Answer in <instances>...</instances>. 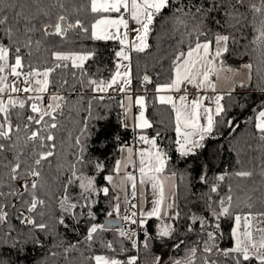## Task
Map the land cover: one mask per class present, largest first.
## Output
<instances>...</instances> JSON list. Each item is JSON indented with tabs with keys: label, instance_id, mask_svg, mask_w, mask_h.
Returning a JSON list of instances; mask_svg holds the SVG:
<instances>
[{
	"label": "trees",
	"instance_id": "trees-1",
	"mask_svg": "<svg viewBox=\"0 0 264 264\" xmlns=\"http://www.w3.org/2000/svg\"><path fill=\"white\" fill-rule=\"evenodd\" d=\"M60 3L64 4L63 9L59 7ZM251 3L260 7V0H245L243 6L236 4V0H169V6L152 25L147 39L149 47L143 52H131L133 93L146 98L145 115L153 125L140 130L130 125L124 127L127 122L125 109L121 107V102L126 105L123 93H98L87 84L89 79L111 78L118 62L115 53L121 47L116 40L91 37V25L98 17L91 13L89 0H0V10H3L0 15L8 17L7 22L0 25V39L9 44L4 28H13L14 43L20 47L26 63L52 66L55 62L52 53L56 51L94 53L84 62L83 76L81 70L73 68L70 62H67L68 68L57 69L52 74L50 92L63 96L66 102L62 114L57 116L59 127L53 133L56 137L54 155L42 161L41 176L26 174L33 166L34 150L48 149L26 142L23 131L14 149L6 148L0 152V192L23 193L19 197L0 198V203L9 205L6 208L9 213L7 222L0 224V264H96L92 258L97 255L119 259L125 264L132 256L138 257L141 264H156V258H159V264H176V261L187 264L191 258L189 249L193 247L198 249L195 264H203L201 258L207 255L203 253V246L208 241V232L215 234L214 243L219 249L234 247L231 232L235 215L264 212V139L261 138L264 134L256 128L259 112L264 109V44L257 40V29L264 15L253 12ZM77 8L79 11H74ZM198 8L202 9L200 13H197ZM17 12L21 15L17 16ZM57 15H67L69 23L81 20L88 31L71 28L64 36L46 35L44 25H54ZM50 31L54 33L53 29ZM217 35L229 37L228 51L221 57L224 66L240 68L243 64H250V79L243 86L237 83L229 91L230 96L229 92L224 94L222 104L226 113L217 117V126L212 136L205 139V146L182 156L175 144L174 110L159 102L156 86L169 82L174 75L173 61L177 53L187 52L189 46L196 43L197 36L202 43L214 41ZM145 75L150 77V82L143 80ZM100 95L105 98L98 99ZM28 115L32 113L25 108L19 121L22 127ZM228 121L232 124L229 125ZM16 122L14 113L13 123ZM85 124L87 134L82 135ZM157 132L160 133L157 143L170 157L165 174L176 177V213L170 221L175 229L172 236L160 238L158 232L163 219L151 217L143 226L124 223L126 231L131 229L136 233V247L131 240L120 238L116 228L110 227L98 232L93 241H87L91 224H104V220L110 217V200L116 191L110 189L107 197L103 193L95 194L92 199L97 202L90 209L83 207L82 190L79 181L73 180V168L77 175L94 176L98 188L107 186L103 177L111 174L115 161L120 159L121 146L134 143L138 133L151 138ZM78 136L85 145L83 164L78 162ZM17 162L21 164L19 172L23 180L10 179L11 168ZM95 162L102 163L104 171L97 172ZM242 171L252 175H237ZM221 175L225 176L223 181L217 179ZM32 180L38 181L36 195L45 203L35 212H28L25 202L31 199ZM69 180L73 182L69 184ZM25 181L29 185L27 191L22 187ZM66 185L72 202H79L72 213H65L60 207ZM213 185L218 186L216 192L211 191ZM229 195L232 196V215L217 220L212 212H219V201ZM88 211H92L94 217L88 216ZM114 216L115 213L111 217ZM193 216L198 218L195 222ZM27 217L48 227L45 230L35 228L25 222ZM61 217L63 224L59 222ZM201 220L207 224L202 225ZM145 234L147 247L144 246ZM108 242L112 243V248L106 247ZM211 258L217 264H232L230 257L219 255L215 250ZM252 264L259 262L252 261Z\"/></svg>",
	"mask_w": 264,
	"mask_h": 264
},
{
	"label": "snow or ice",
	"instance_id": "snow-or-ice-1",
	"mask_svg": "<svg viewBox=\"0 0 264 264\" xmlns=\"http://www.w3.org/2000/svg\"><path fill=\"white\" fill-rule=\"evenodd\" d=\"M245 0H236V4L243 6ZM169 6V0H89V8L91 13L95 14L97 19L91 25V37L96 40H116L120 44V50L115 53L118 58L116 64V71L111 75L109 80H95L89 79L88 86L98 93H107L109 89L120 92H129L131 86V52L145 51L149 45L147 39L152 31V25L156 17ZM59 7L64 8V4L60 3ZM235 7V5H233ZM250 7L253 12L261 13L264 15V0H260V7L255 3H251ZM39 10V9H38ZM3 11V10H0ZM79 11V9H74ZM202 9L198 8L197 13ZM127 13V17L124 15ZM17 16L21 15L20 12L16 13ZM48 15V13H44ZM115 14V15H113ZM6 15H0V25L7 22ZM31 21H29L30 23ZM135 25V26H132ZM81 28L87 32L88 29L84 28L81 20L76 19L74 23H69L67 15H57L56 23L54 25L45 24L43 31L46 35L57 34L64 36L68 29ZM50 29L54 30L50 31ZM31 31V29H28ZM259 35L257 40L264 44V19L260 21V27L257 29ZM130 33H135L134 37L130 39ZM4 36L9 40V44H5L0 39V141H8L6 145L0 142V152H4L6 148L14 149L17 142L20 140V132L25 133V141L32 144H38L40 149L47 148V151H35L33 166L26 175L31 177H40L41 172L39 168L42 161L47 160L54 155L56 147L54 141L56 139L53 134L59 127L57 116L62 114L63 104L66 102L65 98L56 92H50L53 87L51 79L52 74L57 69H66L71 66L81 70L82 76L84 75L83 67L84 62L87 61L94 53H66L56 51L52 53L53 60L55 61L52 66L33 65L26 63L21 55L20 47L14 43L15 32L13 28H4ZM229 37L227 35L215 36V49L213 50V41L207 40L203 43L199 41V36L196 38L194 46L190 45L187 52L180 51L177 53L173 61L174 75L168 83L158 84L156 92H181L178 98L173 95H159L158 100L161 104L170 105L174 110V131L177 139L175 144L177 150L182 156L192 154L195 150L204 147L206 138L211 137L218 123L217 117H221L226 113V109L221 101L224 99L223 94L217 93L214 96L197 95L189 99L186 85H192L198 90H208L217 92V84L213 80L215 76L218 80L221 72H232L230 68H224L222 55L228 51L227 42ZM38 43V42H37ZM128 61L129 63H123ZM251 69L252 65H245ZM123 69V71H121ZM145 82H150V77L145 75L143 77ZM67 83L66 80L63 81ZM243 86V83H241ZM229 96L231 93H227ZM48 97V102L45 103V97ZM104 95H100L98 99L103 100ZM128 104L125 105L121 102V107L125 109V120L131 113L132 97L127 96ZM205 101H210L206 104ZM135 103L139 105L140 111L135 117L134 129L145 130L152 128V122L146 117V98L139 96L136 98ZM27 108L32 115H28L23 121L21 126L20 116L22 111ZM20 110V111H17ZM17 122L13 123V114ZM89 114H91V103H89ZM47 118V119H46ZM231 125L232 121H228ZM124 127H128L125 123ZM87 124L82 129V135L87 134ZM256 128L264 134V110L259 112L258 123ZM160 133L157 132L155 137H149L141 134L138 140L141 144H146L149 147L135 149L133 146L122 145L120 152L121 158L116 160L111 174L103 177L107 181V186L98 188L95 183V177H86L83 174L77 175L76 169L73 168V180L79 181V188L81 197L83 199V207L91 208L97 201L92 199L95 194L103 193L105 197L108 196L110 189L119 190L123 192V204L125 206V215L120 216L121 211V196L116 192L110 200L112 211L108 212V216L116 214L119 221H126L129 224H137L143 226L147 223V219L151 217L162 218L167 215V210L173 207L172 203L167 201L170 197L165 194V183L168 179L164 176L165 169L170 157L167 152L157 143V137ZM264 139V135L261 137ZM52 142V143H49ZM76 143L80 145V155L78 162L85 163L83 153L85 145L81 143V137H76ZM138 155L139 161L135 157ZM19 157L17 156V161ZM94 167L97 172L104 171V165L100 162H95ZM137 168L139 170V177L137 178L129 168ZM21 164L19 162L11 168L10 179L17 180L24 179L20 175ZM239 176L248 177L252 173L242 171L237 173ZM203 179V177H202ZM220 181L225 179L224 175L217 178ZM69 180V184L73 182ZM137 182L141 187V196H143V188L150 184L156 198L152 202V207L149 211L145 212L142 207L138 209L137 204L131 203L128 195V186L131 187V197L137 195ZM25 191L28 190L29 185L27 181L22 184ZM38 188V181H31V196L30 201H26L27 211L35 212L38 206L44 205L45 201L36 195ZM218 186L213 185L212 192L217 191ZM23 193L19 191H12L7 194L0 192V198L7 196H22ZM79 202H72L71 198L67 195V185L65 186V195L60 201V207L65 213H72L78 206ZM14 206V205H13ZM9 207L7 203H0V224L7 222L9 213L6 208ZM251 207V206H249ZM220 211L213 210V216L219 220L221 216H231L232 196L222 198L219 201ZM87 215L94 217L92 211H88ZM179 214L177 213V216ZM139 216V219L137 217ZM198 218L193 216L192 220L195 222ZM235 227L232 229L231 235L235 238V245L232 248L221 250L214 243L215 234L208 232V241L204 242L203 253L201 259L203 264H217V261L211 258L214 250L217 254L225 257H230L232 264H252V261H258L259 264H264V227L259 225L264 224V212L253 213L249 211L246 215H235ZM243 221V225L242 222ZM25 222L33 225L35 228L45 230L48 225L45 223H37L31 217L25 218ZM61 224L64 223L61 217ZM255 222V223H254ZM201 224H207V221L201 220ZM219 229V224H216ZM106 229L104 224H91L88 229L86 240L91 242L96 238L98 232H103ZM174 226L171 224H162L158 232L160 238L171 237L174 232ZM191 230V229H190ZM116 232L122 239L132 241L133 247L137 246L134 239L136 233L129 229L125 230L124 225L116 228ZM256 233H259L257 238ZM144 246H148L147 234ZM211 241L212 243H209ZM106 247L112 248V243L108 242ZM198 249L193 247L189 249L191 258L187 264H195V257ZM96 264H124L123 261L115 258H108L104 256H95L92 258ZM136 256H132L127 261V264H135ZM156 264H159V258H156ZM176 264H181L176 261Z\"/></svg>",
	"mask_w": 264,
	"mask_h": 264
},
{
	"label": "crops",
	"instance_id": "crops-1",
	"mask_svg": "<svg viewBox=\"0 0 264 264\" xmlns=\"http://www.w3.org/2000/svg\"><path fill=\"white\" fill-rule=\"evenodd\" d=\"M125 14V13H124ZM203 43V42H202ZM213 50L215 49V40L213 41V45H212ZM83 54V53H81ZM222 59V58H220ZM118 60V58H117ZM123 63H129L128 61H124ZM245 65L248 64H243L241 66L240 69L237 68H233V67H228V66H224V68H230L233 71L232 72H221L220 74V78L217 80L216 77H213V80L216 82L217 84V92L214 93L212 92L210 89L208 90H198L197 88H195L192 85H186L185 87L187 88V92L189 95V99H192L193 97L197 96V95H207V96H214L217 93L219 94H225L231 90L234 89V87L236 86L237 83H244V82H248L250 79V69L245 67ZM121 71H123V69H121ZM131 76H132V70H131ZM107 93H123L125 95V99H126V105L128 104V100H127V96L130 95L132 97V108H131V113L130 115L127 117L126 122L128 125L133 126L135 123V117L138 116L139 112L137 114H135V109H139L140 111V107L139 105H137L135 103V100L137 97H139L138 95H135L133 93V89H132V78H131V86H130V91L125 93V92H120L118 89L116 90H112L109 89V91ZM184 93V89H181V92L176 93V92H161L158 93L159 95H173L175 97L178 98L179 95H182ZM223 102V100L221 101V103ZM206 104H210V101H205ZM264 110V109H263ZM257 123H258V119H257ZM142 133H138V136L141 135ZM137 136V138H138ZM129 146H133L135 149H140V148H147L149 147L146 144H141L138 143L136 141V143H132ZM122 155V153H121ZM121 158V157H120ZM135 159L137 160V165H138V161H139V157L138 155L135 157ZM129 171H131L134 175L137 176V178L139 177V170L138 167L137 168H129ZM164 176L169 177L170 179H168L165 183V194L166 196L170 197V199L167 201L168 203H172L173 207L171 209L167 210V215L163 216L161 219H163V222L169 223L171 221V217H173L176 213V203H177V198H176V177L173 174H165ZM117 194H119L121 196V210H125V206L123 204V192H120L118 189L115 190ZM131 187L130 185L128 186V195H129V200L131 201V203H138L139 204V208L141 207V204H143V210L145 212L149 211L152 207V202L153 200L156 198V196L153 193V189L151 188V185L148 184L143 188V196H141V187L139 185V183L137 182V195L136 197H131ZM149 205H151V207L149 208ZM243 225V221L241 222ZM255 223V222H254ZM260 227H264L263 225H259ZM235 227V225H234ZM235 239V238H234Z\"/></svg>",
	"mask_w": 264,
	"mask_h": 264
},
{
	"label": "water",
	"instance_id": "water-1",
	"mask_svg": "<svg viewBox=\"0 0 264 264\" xmlns=\"http://www.w3.org/2000/svg\"><path fill=\"white\" fill-rule=\"evenodd\" d=\"M117 220H118V217L117 216L106 218L104 220V225L106 227H110V228H117L121 224L124 225V222L123 221H119V223H116Z\"/></svg>",
	"mask_w": 264,
	"mask_h": 264
},
{
	"label": "rangeland",
	"instance_id": "rangeland-1",
	"mask_svg": "<svg viewBox=\"0 0 264 264\" xmlns=\"http://www.w3.org/2000/svg\"><path fill=\"white\" fill-rule=\"evenodd\" d=\"M113 15H115V14H113ZM126 17H127V13H125L124 14ZM99 18V17H98ZM132 26H135V25H132ZM134 35H135V33H130V39L132 38V37H134ZM127 62V61H126ZM241 68V67H240ZM240 68H237V69H240ZM133 204H137V206H138V211H139V204L136 202V203H133ZM141 207L143 208V204H141ZM151 207V205H149V208ZM126 213H125V210H121L120 211V216H123V215H125ZM139 217V216H138ZM137 217V218H138ZM126 225H132V224H129L128 222H126V221H123ZM162 224H167L166 222H163V223H161L160 224V227H161V225ZM261 225H263V224H261ZM256 235H257V238L259 237V233H256ZM98 256V255H97ZM99 256H104V255H99ZM105 257V256H104ZM125 264V263H124Z\"/></svg>",
	"mask_w": 264,
	"mask_h": 264
},
{
	"label": "built area",
	"instance_id": "built-area-1",
	"mask_svg": "<svg viewBox=\"0 0 264 264\" xmlns=\"http://www.w3.org/2000/svg\"><path fill=\"white\" fill-rule=\"evenodd\" d=\"M138 112H139V109L136 108L135 109V114L138 113ZM136 141L138 143H140L139 140H138V138H135L134 143H136ZM135 264H141L140 259L138 257H137V260L135 261Z\"/></svg>",
	"mask_w": 264,
	"mask_h": 264
}]
</instances>
